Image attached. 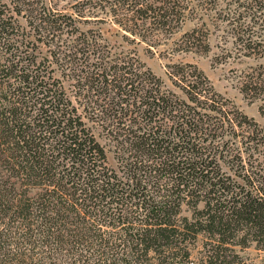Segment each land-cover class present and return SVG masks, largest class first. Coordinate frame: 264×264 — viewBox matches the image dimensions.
Wrapping results in <instances>:
<instances>
[{"label":"trees","instance_id":"16d2710c","mask_svg":"<svg viewBox=\"0 0 264 264\" xmlns=\"http://www.w3.org/2000/svg\"><path fill=\"white\" fill-rule=\"evenodd\" d=\"M173 1L111 10L142 39ZM245 1L255 49L264 0ZM78 22L0 0V264H264V127L195 66H176L187 97H168L132 49Z\"/></svg>","mask_w":264,"mask_h":264},{"label":"rangeland","instance_id":"374dc122","mask_svg":"<svg viewBox=\"0 0 264 264\" xmlns=\"http://www.w3.org/2000/svg\"><path fill=\"white\" fill-rule=\"evenodd\" d=\"M115 2L117 0H46L51 10L71 15L79 21L81 30L99 28L118 46L132 49L144 65L162 80V91H167L168 97H187L181 81L176 83L172 72L180 71V67L176 66H186V70L195 66L203 71L215 91L220 93L214 97H224L223 101L230 107L239 109L264 127V84L251 91H247L245 84V81L256 79L264 71V39L255 49L245 47V42L239 39V35L249 38L248 32H253V29L249 30L251 27L246 26L255 24L251 19H254L256 8L239 9L235 0H174L177 10L180 9L179 14L170 21L166 19L145 24L144 28L135 27L136 33L145 35L141 39L139 35L123 30L118 22L121 17L111 10ZM241 10L245 11L242 15ZM255 14L257 16L260 12ZM19 19L26 24L25 18ZM256 19L259 20V17ZM138 21L141 23V20ZM243 22L246 23L244 26ZM241 27L244 29L241 30ZM253 28L264 34V24L258 23ZM124 31L129 38L122 36ZM193 31L196 33L194 38L188 35ZM110 158L114 163L112 154ZM186 212L189 213L188 210ZM245 254L256 260L263 256L254 248L247 249Z\"/></svg>","mask_w":264,"mask_h":264}]
</instances>
